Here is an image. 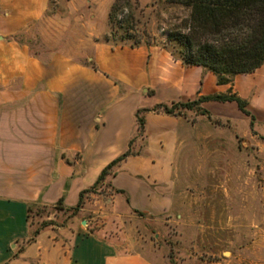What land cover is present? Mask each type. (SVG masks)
<instances>
[{"label":"rangeland","instance_id":"1","mask_svg":"<svg viewBox=\"0 0 264 264\" xmlns=\"http://www.w3.org/2000/svg\"><path fill=\"white\" fill-rule=\"evenodd\" d=\"M187 15L166 0H47L43 16L14 38L41 58L58 53L85 64L95 41L156 45L176 56L166 37L183 29ZM237 75L217 93L239 96L247 114L234 102L177 101L167 115L173 120H150L149 141L135 125L128 150L146 154L137 173L119 171L120 163L77 210L32 203L31 231L76 221L151 264H264V64Z\"/></svg>","mask_w":264,"mask_h":264},{"label":"crops","instance_id":"2","mask_svg":"<svg viewBox=\"0 0 264 264\" xmlns=\"http://www.w3.org/2000/svg\"><path fill=\"white\" fill-rule=\"evenodd\" d=\"M46 6L47 0H0V264H151L118 252L76 221L28 240L27 206L52 205L62 195L61 205L73 207L79 191L127 148L136 109L222 92L225 85L156 45L95 41L86 64L31 54L14 36ZM156 116L173 120L146 112L148 141ZM145 156H128L119 171L134 170Z\"/></svg>","mask_w":264,"mask_h":264},{"label":"trees","instance_id":"3","mask_svg":"<svg viewBox=\"0 0 264 264\" xmlns=\"http://www.w3.org/2000/svg\"><path fill=\"white\" fill-rule=\"evenodd\" d=\"M188 9L182 30L169 31L167 41L178 47L177 55L171 52L173 58L183 65L201 66L215 76L216 84H227L230 78L237 74H248L264 64V0H166ZM116 3L110 7V19L116 8ZM132 47V46H129ZM206 101L234 102L237 109L247 114L245 101L234 93H214L198 96L187 106ZM177 101L157 103L151 108H138L134 112L136 130H144V117L140 113L148 111L175 115L173 106ZM170 105V106H168ZM202 114H207L201 110ZM127 148L109 161L98 173L92 187L106 175L113 174V168L133 155ZM79 191L76 204L71 207L77 210L82 204V195L88 188ZM62 195L57 200L61 205ZM27 206V212L29 210ZM40 229L31 231L28 240H32Z\"/></svg>","mask_w":264,"mask_h":264}]
</instances>
